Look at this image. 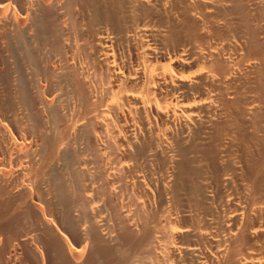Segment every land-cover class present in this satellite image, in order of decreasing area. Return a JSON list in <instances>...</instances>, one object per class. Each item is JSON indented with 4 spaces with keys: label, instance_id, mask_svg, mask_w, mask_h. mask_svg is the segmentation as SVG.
I'll use <instances>...</instances> for the list:
<instances>
[{
    "label": "bare ground",
    "instance_id": "1",
    "mask_svg": "<svg viewBox=\"0 0 264 264\" xmlns=\"http://www.w3.org/2000/svg\"><path fill=\"white\" fill-rule=\"evenodd\" d=\"M0 264H264V0H0Z\"/></svg>",
    "mask_w": 264,
    "mask_h": 264
},
{
    "label": "rangeland",
    "instance_id": "2",
    "mask_svg": "<svg viewBox=\"0 0 264 264\" xmlns=\"http://www.w3.org/2000/svg\"><path fill=\"white\" fill-rule=\"evenodd\" d=\"M31 58H32V57H31ZM31 58H30V59H31ZM32 59L34 60V58H32ZM32 59H31V61H33ZM18 65L20 66V64H18ZM19 66H18V67H19ZM20 68H21V66H20L18 69L21 70ZM21 71H22V70H21Z\"/></svg>",
    "mask_w": 264,
    "mask_h": 264
}]
</instances>
